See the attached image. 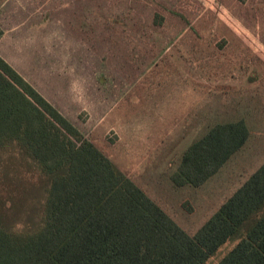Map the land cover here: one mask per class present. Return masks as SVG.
<instances>
[{"label":"rangeland","instance_id":"374dc122","mask_svg":"<svg viewBox=\"0 0 264 264\" xmlns=\"http://www.w3.org/2000/svg\"><path fill=\"white\" fill-rule=\"evenodd\" d=\"M0 57L207 250L204 264L255 251L264 0H0ZM197 138L221 154H186ZM4 171L2 214L38 226L45 180L14 148Z\"/></svg>","mask_w":264,"mask_h":264},{"label":"trees","instance_id":"16d2710c","mask_svg":"<svg viewBox=\"0 0 264 264\" xmlns=\"http://www.w3.org/2000/svg\"><path fill=\"white\" fill-rule=\"evenodd\" d=\"M205 136L217 142L215 129ZM197 139L186 154H221ZM6 148L33 163L45 180L46 196L34 228L15 217L8 221L2 212L9 201L0 202V264H204L210 258L130 175L0 57V152ZM262 173L257 184H264V166ZM0 181H9L5 171ZM258 225L251 230L255 251L243 261L238 252L230 264H264V221ZM222 241L218 234L204 244L217 249Z\"/></svg>","mask_w":264,"mask_h":264}]
</instances>
